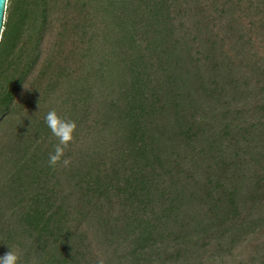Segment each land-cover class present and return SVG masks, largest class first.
I'll return each instance as SVG.
<instances>
[{
    "label": "trees",
    "instance_id": "1",
    "mask_svg": "<svg viewBox=\"0 0 264 264\" xmlns=\"http://www.w3.org/2000/svg\"><path fill=\"white\" fill-rule=\"evenodd\" d=\"M53 108L77 125L67 166L48 164ZM8 249L19 264H264V0H7Z\"/></svg>",
    "mask_w": 264,
    "mask_h": 264
},
{
    "label": "clouds",
    "instance_id": "2",
    "mask_svg": "<svg viewBox=\"0 0 264 264\" xmlns=\"http://www.w3.org/2000/svg\"><path fill=\"white\" fill-rule=\"evenodd\" d=\"M43 119L50 133L57 140V143L53 146V150L48 154L49 166L55 167L58 163L67 166L69 160L63 157L65 150L74 139V132L77 127L76 122L61 117L54 108L49 110L44 115ZM19 261L20 256L17 252L10 249H8L3 255H0V264H19Z\"/></svg>",
    "mask_w": 264,
    "mask_h": 264
},
{
    "label": "water",
    "instance_id": "3",
    "mask_svg": "<svg viewBox=\"0 0 264 264\" xmlns=\"http://www.w3.org/2000/svg\"><path fill=\"white\" fill-rule=\"evenodd\" d=\"M6 2L7 0H0V36H1L2 28H3Z\"/></svg>",
    "mask_w": 264,
    "mask_h": 264
}]
</instances>
